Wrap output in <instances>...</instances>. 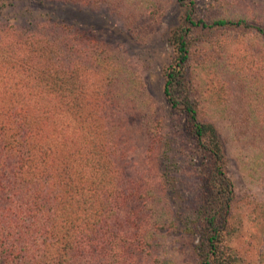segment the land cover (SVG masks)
I'll return each instance as SVG.
<instances>
[{"label": "trees", "instance_id": "1", "mask_svg": "<svg viewBox=\"0 0 264 264\" xmlns=\"http://www.w3.org/2000/svg\"><path fill=\"white\" fill-rule=\"evenodd\" d=\"M32 1L0 0V14ZM175 1L185 14L163 94L184 117L190 155L178 159L165 136L156 181L132 175L128 156L163 138L139 75L48 13L0 20V264H247L233 236L257 214L225 174L224 143L245 188L262 187L264 5L217 0L219 15L205 19L194 0ZM38 3L104 7L127 25L162 15L159 0ZM196 156L205 190L189 196L176 176Z\"/></svg>", "mask_w": 264, "mask_h": 264}, {"label": "rangeland", "instance_id": "2", "mask_svg": "<svg viewBox=\"0 0 264 264\" xmlns=\"http://www.w3.org/2000/svg\"><path fill=\"white\" fill-rule=\"evenodd\" d=\"M194 1L196 13L200 17L206 19L219 15V12H216L217 7H219L217 0ZM257 2L264 5V0H257ZM31 3L25 2L14 9L7 10L5 16L0 14V20L10 19L11 22H14L12 20L14 15L21 12L24 7L34 10V16L36 13H48L53 19L92 35L109 50L116 52L139 75L151 100L152 119H155L157 125L160 126V129L157 128L155 132L157 134L160 132L163 138L159 141V136H157L149 150L147 149L149 145L140 144L129 152L132 175L138 178L144 176L149 181L158 179L161 169L160 157L164 151V137L167 135H174L175 141L181 146L178 159L190 155V146H187L185 140L182 139L183 134L180 130L184 123V117L177 111L170 109L163 94L164 73L173 58V49L169 44V37L171 32L182 22L185 14L184 6H180L175 0H159L162 13L159 18L151 20L144 17L134 25H127L115 13L104 7L90 9L79 5H63L62 3H38V0H33ZM232 88V92L238 95L235 82H232ZM224 148L225 174L230 179L234 191L242 198V203L247 204L251 201L255 205L254 210L257 214L256 221L241 228L238 233L239 237H237V233L233 236V246L238 249V252L240 250V256L247 264H264V183L262 187L254 190L245 188L237 161L230 154L231 147L226 148L224 143ZM193 161L192 167L187 165L188 162H182V166H187L181 175L176 176L179 181L177 183L179 190L188 193L189 196L205 190L207 177L200 178L199 172H197L198 168L206 167L204 164L206 160L201 156L199 158L196 156ZM206 168L208 169V167ZM253 195L255 197H252ZM172 204L178 212L180 204L176 200L172 201ZM237 226H240L239 219ZM176 247V243L168 244L167 251L170 252Z\"/></svg>", "mask_w": 264, "mask_h": 264}]
</instances>
